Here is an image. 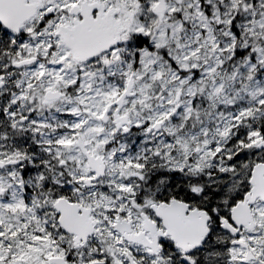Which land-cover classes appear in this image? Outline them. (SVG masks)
I'll use <instances>...</instances> for the list:
<instances>
[{
    "label": "snow or ice",
    "instance_id": "snow-or-ice-1",
    "mask_svg": "<svg viewBox=\"0 0 264 264\" xmlns=\"http://www.w3.org/2000/svg\"><path fill=\"white\" fill-rule=\"evenodd\" d=\"M0 264H264V0H0Z\"/></svg>",
    "mask_w": 264,
    "mask_h": 264
}]
</instances>
